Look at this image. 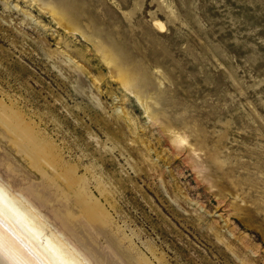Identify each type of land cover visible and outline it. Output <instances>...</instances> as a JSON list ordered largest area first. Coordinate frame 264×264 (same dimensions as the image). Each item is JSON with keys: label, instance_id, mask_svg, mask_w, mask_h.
Returning <instances> with one entry per match:
<instances>
[{"label": "rangeland", "instance_id": "1", "mask_svg": "<svg viewBox=\"0 0 264 264\" xmlns=\"http://www.w3.org/2000/svg\"><path fill=\"white\" fill-rule=\"evenodd\" d=\"M0 182L85 264H264V0H0Z\"/></svg>", "mask_w": 264, "mask_h": 264}, {"label": "bare ground", "instance_id": "2", "mask_svg": "<svg viewBox=\"0 0 264 264\" xmlns=\"http://www.w3.org/2000/svg\"><path fill=\"white\" fill-rule=\"evenodd\" d=\"M171 135L179 144L188 142L177 131ZM27 206L0 182V264H85Z\"/></svg>", "mask_w": 264, "mask_h": 264}]
</instances>
